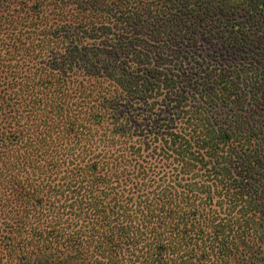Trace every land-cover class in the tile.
Returning a JSON list of instances; mask_svg holds the SVG:
<instances>
[{
    "label": "trees",
    "instance_id": "trees-1",
    "mask_svg": "<svg viewBox=\"0 0 264 264\" xmlns=\"http://www.w3.org/2000/svg\"><path fill=\"white\" fill-rule=\"evenodd\" d=\"M0 264H264V0H0Z\"/></svg>",
    "mask_w": 264,
    "mask_h": 264
},
{
    "label": "rangeland",
    "instance_id": "rangeland-1",
    "mask_svg": "<svg viewBox=\"0 0 264 264\" xmlns=\"http://www.w3.org/2000/svg\"><path fill=\"white\" fill-rule=\"evenodd\" d=\"M202 49H203V47H202Z\"/></svg>",
    "mask_w": 264,
    "mask_h": 264
}]
</instances>
